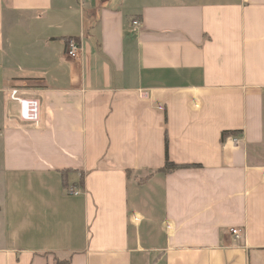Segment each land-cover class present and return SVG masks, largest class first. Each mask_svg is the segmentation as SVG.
Listing matches in <instances>:
<instances>
[{"label": "crops", "instance_id": "0c3cea01", "mask_svg": "<svg viewBox=\"0 0 264 264\" xmlns=\"http://www.w3.org/2000/svg\"><path fill=\"white\" fill-rule=\"evenodd\" d=\"M56 258L264 264V0H0V264Z\"/></svg>", "mask_w": 264, "mask_h": 264}, {"label": "built area", "instance_id": "2783aa9c", "mask_svg": "<svg viewBox=\"0 0 264 264\" xmlns=\"http://www.w3.org/2000/svg\"><path fill=\"white\" fill-rule=\"evenodd\" d=\"M135 25H139L138 20H134ZM82 52L81 43L76 39H70L67 42L66 54L70 57H78ZM10 99L16 102L19 106L20 117L26 122H38L40 118V102L37 98L25 97L21 94V89L13 88L10 90ZM146 91H141L143 97L147 96ZM231 141L237 143L239 139L237 137H232ZM70 194L78 195L81 193L80 189H76L74 186H69L67 189ZM231 234L236 238L240 239L242 231L237 227L230 228Z\"/></svg>", "mask_w": 264, "mask_h": 264}, {"label": "trees", "instance_id": "16d2710c", "mask_svg": "<svg viewBox=\"0 0 264 264\" xmlns=\"http://www.w3.org/2000/svg\"><path fill=\"white\" fill-rule=\"evenodd\" d=\"M231 134H235V131H223V139L225 137L231 135ZM167 146H168V142H167ZM181 166H184V164H179V163L173 162L172 160H170L169 155L167 154L165 165L163 166V168H161V171L170 172V171H173V170H175ZM67 172H68V170L63 172L64 176H65V180H66V175H67L66 173ZM65 187L67 189L69 188V185L66 181H65ZM55 264H72V263H71V260L69 258H66V259L56 258Z\"/></svg>", "mask_w": 264, "mask_h": 264}]
</instances>
